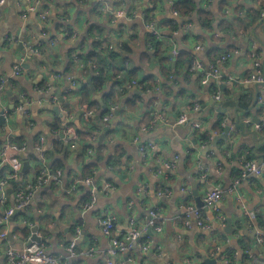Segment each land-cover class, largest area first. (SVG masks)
Returning <instances> with one entry per match:
<instances>
[{"label":"clouds","instance_id":"9594fccd","mask_svg":"<svg viewBox=\"0 0 264 264\" xmlns=\"http://www.w3.org/2000/svg\"><path fill=\"white\" fill-rule=\"evenodd\" d=\"M0 264H264V0H0Z\"/></svg>","mask_w":264,"mask_h":264}]
</instances>
